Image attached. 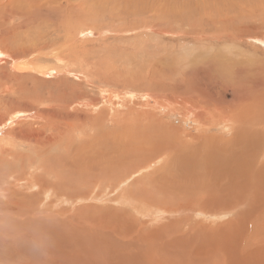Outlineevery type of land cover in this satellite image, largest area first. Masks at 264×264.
<instances>
[{"label":"rangeland","instance_id":"rangeland-1","mask_svg":"<svg viewBox=\"0 0 264 264\" xmlns=\"http://www.w3.org/2000/svg\"><path fill=\"white\" fill-rule=\"evenodd\" d=\"M263 22L264 0H0V136L28 121L37 129L41 122L32 116L42 111L65 131L47 154L57 156L62 176L69 169L86 187L74 195L66 188L78 198L45 209L39 225L45 233L58 226L60 237H53L60 252L40 242L33 261L264 264ZM16 60L50 75L16 71ZM6 83L14 89L4 91ZM23 93L33 99L26 106L18 98ZM35 96L43 101L34 105ZM66 99L75 105L60 108ZM21 144L8 159L24 163L33 153ZM152 191L174 207L189 197L192 206L150 218L143 203L121 199ZM233 196L246 201L235 215L226 205ZM221 202L227 212L219 215ZM30 210L28 231L41 209ZM9 213L0 209V219L7 215L4 231L28 235L15 233L9 220L17 219ZM18 245L5 264L24 259Z\"/></svg>","mask_w":264,"mask_h":264},{"label":"bare ground","instance_id":"bare-ground-1","mask_svg":"<svg viewBox=\"0 0 264 264\" xmlns=\"http://www.w3.org/2000/svg\"><path fill=\"white\" fill-rule=\"evenodd\" d=\"M249 1V0H248ZM242 3V2H241ZM244 4V2H243ZM231 5V4H230ZM233 5V4H232ZM243 6V5H242ZM241 6V7H242ZM239 7L241 9V13H242V8ZM254 7V6H253ZM252 7V8H253ZM233 8L235 9V7L233 6ZM232 8V9H233ZM248 8V7H247ZM252 8H249V11L252 10ZM230 9V8H229ZM232 9H230L232 11ZM233 9V10H234ZM244 9V8H243ZM254 9V8H253ZM239 10V9H237ZM236 10V15L235 14V18L237 16H239V12ZM93 12V11H92ZM238 12V13H237ZM244 12V11H243ZM234 13V12H233ZM240 13V14H241ZM248 14V12H247ZM244 15V14H242ZM242 15L241 16V19H242ZM253 15V14H252ZM251 15V16H252ZM247 19H249V16L247 17V15H245ZM204 19V18H203ZM232 19V18H231ZM240 19V18H239ZM244 19V17H243ZM251 20V19H250ZM191 22V21H190ZM199 23V22H197ZM261 23V22H260ZM264 23V22H263ZM189 25V24H188ZM191 25V24H190ZM119 26V25H118ZM197 26V25H196ZM212 25H210L211 27ZM191 27V26H190ZM233 27H236V26H233ZM236 29V28H235ZM192 31V30H191ZM196 31V30H195ZM203 31V30H202ZM189 35V34H188ZM1 51V50H0ZM231 52V51H230ZM2 53V52H1ZM6 55V54H4ZM58 57L62 58L61 55H58L56 54ZM55 55V56H56ZM220 56V55H219ZM222 58V57H221ZM247 58V57H246ZM82 59V58H81ZM258 59V58H257ZM0 60H1V57H0ZM21 61V60H20ZM259 61V60H258ZM81 62V61H80ZM84 63V62H83ZM32 65V64H31ZM30 64H28L27 62H17L14 61L12 63V68L16 71H19V72H24V71H28L30 73L32 72H38L39 75H41L42 77H47V75L50 73V69L48 68H38L36 69V67H33L31 66ZM83 65V64H82ZM206 68V67H205ZM204 68V69H205ZM208 69V68H207ZM210 69V68H209ZM211 70V69H210ZM223 70V69H222ZM226 70V69H225ZM214 71V70H213ZM53 72V71H52ZM89 72V71H88ZM217 72V71H216ZM69 73V72H68ZM92 73V72H91ZM206 73V72H204ZM208 75V73H206ZM210 74V73H209ZM50 75V74H49ZM193 75V74H192ZM195 75V74H194ZM249 76V75H248ZM196 77V76H195ZM194 77V79H195ZM247 77V76H245ZM252 78V77H251ZM81 79V78H80ZM193 79V78H192ZM197 79V78H196ZM195 79V80H196ZM209 79V78H207ZM211 79V78H210ZM250 79V78H249ZM85 80V79H84ZM198 80V79H197ZM63 81V80H62ZM102 81V80H101ZM108 81V80H107ZM200 81V80H198ZM242 81V80H241ZM198 83V82H197ZM208 83V82H207ZM212 83V82H211ZM31 84V83H30ZM63 84V83H62ZM262 84V83H261ZM264 84V83H263ZM17 85L19 87L20 90L23 89L22 87V84L21 83H17ZM76 85V84H75ZM199 85H203V84H199ZM205 85V83H204ZM213 85V83H212ZM3 89L4 91H9V90H13L14 88H10L9 84H5L3 85ZM63 86V85H62ZM190 86V85H189ZM184 87V86H183ZM192 87V86H191ZM203 87V86H202ZM122 88V87H121ZM187 88V87H186ZM190 88V87H189ZM205 88V87H204ZM207 88V87H206ZM69 89V88H67ZM185 89V88H184ZM240 89V88H239ZM28 90V89H27ZM26 90V91H27ZM209 91V90H208ZM211 91V90H210ZM37 92V91H36ZM193 92V91H192ZM203 92V91H202ZM237 92V91H236ZM259 92V91H258ZM264 92V91H263ZM4 93V92H2ZM63 93V92H62ZM81 93V92H80ZM253 93V92H252ZM31 94V93H29ZM29 94H26V93H23V94H19V97L18 98H21V100L24 101V106H26L28 103L32 102L30 98V95ZM48 94V93H47ZM254 94V93H253ZM189 95V94H188ZM54 96V95H53ZM195 96V95H194ZM263 96V94H262ZM156 97V96H155ZM50 100V101H53L52 99L50 98H47V100ZM78 99V98H77ZM262 99V98H260ZM185 100V99H184ZM195 100V99H194ZM43 101V98L40 100L37 96H35L34 98V105L36 103H41ZM259 101V100H258ZM69 102H72L69 104ZM205 102V101H204ZM212 102V101H211ZM261 102V101H260ZM56 103V102H54ZM173 103V102H172ZM192 103V102H191ZM214 103V102H213ZM44 104V103H43ZM58 104V103H57ZM185 104V103H184ZM204 104V103H203ZM206 104V103H205ZM41 105V104H40ZM39 105V106H40ZM45 105V104H44ZM67 105H69V107H73V105H75V102L72 101V99H66L65 101L63 100V102L59 103L58 106H60V108H65ZM85 105V104H84ZM88 105V104H86ZM202 105V104H201ZM228 105V104H227ZM218 106V105H217ZM223 106V105H221ZM210 107V106H209ZM209 107H207V109L209 110ZM215 107V106H214ZM228 107V106H227ZM231 107V106H230ZM204 108V107H202ZM217 108V107H215ZM213 109V108H211ZM221 109V108H219ZM229 109V108H228ZM200 110V109H199ZM218 110V108H217ZM36 111V110H35ZM38 111V109H37ZM40 111V110H39ZM228 111V110H227ZM42 112V111H41ZM40 112V113H41ZM264 113V111H262ZM20 112H15V114H13L14 116L19 114ZM39 112L36 113V114H33L32 117H34L33 119L34 120H31L32 122L33 121H39L41 122L40 125L37 126V129H35L34 127L31 128L29 125V121L28 122H24V126L23 127H19L18 130H14V131H10L6 134H2V136H0V209L2 210H5V213L8 215V213L10 212L14 217V219H17V221H14L13 224H10V222L12 221L11 219L9 220V226L11 225L15 230H17L15 233L17 232H20L21 230L23 231H28V229L26 227H24V225H27V224H24V222H29V219L30 218H27L25 219L24 217L26 216V211H31L30 209H41L39 211V214L38 212H33L37 215V218L38 220L34 221V222H31L30 221V226L29 227V231H28V235L27 234H24L23 236H19L20 234L17 233V236H13L12 233H10L11 231L9 229L10 232H7V231H4L3 227H4V224L7 220V215H3V217H1L0 219V225L3 224V226H0V264H5V262L8 260L7 257H8V253L10 251V249L13 247L15 248L14 244L15 245H18V243L20 245V247L18 248H22L24 249V253H26V256L24 257V259H19L17 263L15 264H40V261H33L32 260V255H30V253H32L34 251V246L36 244H42V242H51V244L49 245V249L48 251H52L54 253H56L58 255V253L60 252L59 248L56 249V244L58 242V240L53 237V235L55 237H60L59 236V230L57 231V228L58 226L57 225H53L52 226V231H49L47 233H45V230L44 228L41 230V227L39 224H40V220L43 218V214L45 211V209H61V204H60V201H62V199H67V202H71L69 201L68 197H74V196H71L73 194V192H77L80 190L81 187L84 188V191L86 189V187L84 186V182H79L81 186H78L75 182H77L76 180H73L70 176L72 175V171H70L69 169L66 171V173L62 176L60 171H61V168L58 169L60 167V165H56V159H54L55 155H52L50 157V153L47 154L48 152V148L49 147H53L54 145H60L61 144V137H64L65 135V131H63L62 129L57 128V126H55V121L49 117L47 114H40ZM201 113V112H200ZM205 113V112H204ZM190 114V112L188 113V115ZM210 114H212L210 112ZM187 115V114H186ZM207 115H208V111H207ZM206 115V116H207ZM262 115V114H261ZM20 116V115H19ZM191 116V115H190ZM221 116V115H220ZM31 117V116H30ZM199 117H203V116H199ZM264 118V117H263ZM10 119V118H9ZM17 119V118H16ZM15 119V120H16ZM14 120V119H13ZM18 120V119H17ZM37 121V122H38ZM215 121V120H214ZM253 123V122H252ZM33 124V123H32ZM28 125V126H27ZM264 125V124H263ZM31 126H34L31 125ZM253 126V125H252ZM262 126V125H261ZM255 127V126H254ZM263 127V126H262ZM161 131V130H160ZM5 132V131H4ZM159 132V131H158ZM163 132V131H162ZM167 132V131H166ZM187 132V131H186ZM68 133V136L71 134L69 131L67 132ZM168 133V132H167ZM152 136V135H151ZM258 136V135H256ZM161 137V136H160ZM174 137V136H173ZM177 138V137H176ZM192 139V138H191ZM194 140V139H192ZM170 141V140H169ZM233 141V140H232ZM253 141V140H252ZM259 142V141H258ZM15 143H24L26 145H28L30 147L31 150H33V153L30 154V155H26V158L24 160H26L24 163H20V162H15V161H11L10 159H8L9 155L14 151V146H15ZM155 143V142H154ZM153 143V144H154ZM253 143V142H252ZM21 144V145H22ZM152 144V145H153ZM222 144V143H221ZM250 144V143H249ZM259 144V143H258ZM230 145V144H229ZM160 146V145H159ZM195 146V145H194ZM234 146V145H233ZM232 146V147H233ZM65 147V148H64ZM152 147V146H151ZM150 147V148H151ZM158 147V146H157ZM221 147V146H219ZM17 148V147H16ZM55 148V147H54ZM63 150L67 149V146L63 145ZM143 148V147H142ZM180 148V147H179ZM222 148V147H221ZM220 148V149H221ZM257 148V147H256ZM233 149V148H232ZM236 149V148H234ZM58 150V149H57ZM171 150V149H170ZM224 148L221 149V151H218V156L220 157L221 155L224 154L223 152ZM237 150V149H236ZM255 150V149H254ZM61 151V150H60ZM148 151V150H147ZM173 151V150H172ZM11 152V153H10ZM55 152V151H54ZM142 152V151H141ZM210 153V151H209ZM257 153V152H256ZM263 153V152H262ZM18 154V153H17ZM177 154V153H176ZM175 154V155H176ZM204 154V152H203ZM221 154V155H220ZM174 155V156H175ZM179 155V154H178ZM17 155H15V158H16ZM18 157V156H17ZM223 157V156H222ZM62 159V158H61ZM210 160H212V158H208ZM50 160H52L53 162H50ZM59 160V159H58ZM200 160V159H199ZM21 161V160H19ZM200 162V161H199ZM20 163V164H19ZM174 163V162H173ZM250 163V162H249ZM231 164V163H230ZM21 166V168H17V166ZM138 165V164H137ZM229 165V164H227ZM242 165V164H241ZM208 166V165H207ZM223 167V166H222ZM230 168V167H229ZM197 169H199V167H197ZM245 169V168H244ZM63 170V169H62ZM65 170V169H64ZM223 170V169H222ZM221 170V171H222ZM227 170V169H226ZM225 170V171H226ZM229 170V169H228ZM203 171V170H202ZM208 171V170H207ZM247 171V170H246ZM233 172V171H232ZM250 172V171H249ZM79 173V172H78ZM200 173V171H199ZM220 173V172H219ZM198 174V173H197ZM212 174V172H211ZM222 174V173H221ZM226 174V173H225ZM202 175V174H201ZM217 175V173H216ZM263 175V174H262ZM82 176V175H81ZM80 176V177H81ZM84 176V175H83ZM191 176V175H190ZM76 177V176H75ZM85 177V176H84ZM213 177V176H212ZM226 177V176H225ZM229 177V176H228ZM228 177H226L228 179ZM242 177V176H241ZM77 178V177H76ZM214 178V177H213ZM218 178V177H217ZM215 178V179H217ZM236 178V177H234ZM240 178V177H239ZM54 179V180H53ZM75 179V178H74ZM176 179V178H175ZM196 179V178H195ZM145 180V179H144ZM221 180V179H220ZM225 180V179H224ZM223 180V181H224ZM254 180V179H253ZM87 181V180H86ZM88 181H89V178H88ZM227 181V180H226ZM233 181V180H232ZM89 183V182H88ZM244 183V182H243ZM19 186H17V185ZM87 184V183H86ZM231 184V183H230ZM229 184V185H230ZM208 185V184H207ZM234 185V184H233ZM152 186H153V183H152ZM235 186V185H234ZM249 186V185H248ZM160 187V185H159ZM185 187V186H184ZM212 187V186H211ZM237 187V186H236ZM68 188V192H71L72 194L69 195V193L65 192V189ZM88 190H90L89 187H87ZM213 188V187H212ZM142 190V188H141ZM140 190V191H141ZM153 190V189H152ZM221 190V189H220ZM63 191L65 192V196L63 194H60V192ZM143 191V190H142ZM217 191V190H216ZM52 192V195L54 198L56 197H59V199H54L52 198V201L55 203L54 204H51V202H48V199L50 200V198H47L49 197L48 196V193L51 194ZM133 192V191H132ZM131 192V193H132ZM153 192V191H152ZM152 192H148V193H143L141 192L139 196L135 195H129L127 194V198L131 199L132 201H130L129 199H125L126 197H121L124 198L125 201H128V202H133V201H136L137 203L139 204H144V208H145V215L147 216H150V218H156L157 216L159 217V213H162V214H166L167 212H171L173 213V211L175 210H172V209H190L191 206H192V202H191V199L188 197V202H185V203H177L178 205L176 207H174L175 205H173L174 203H172L171 200L161 196L160 194L158 193H152ZM193 192V191H192ZM191 192V193H192ZM198 192V191H197ZM220 192V191H219ZM202 193V192H201ZM209 193V192H208ZM79 194V193H78ZM84 194V193H83ZM90 194V193H89ZM122 194V193H121ZM134 194V193H133ZM227 194V193H226ZM52 195L50 197H52ZM74 195V194H73ZM123 195V194H122ZM126 195V194H125ZM160 195V196H159ZM189 195V193H188ZM206 195V194H205ZM231 195V194H230ZM234 195V194H233ZM64 196V197H63ZM105 196V195H104ZM152 196V197H151ZM196 196V195H194ZM198 196V195H197ZM213 196V195H211ZM63 197V198H62ZM77 197V196H75ZM74 197V199H75ZM83 197V195L81 196ZM157 197V198H156ZM226 197V196H225ZM236 196H233L229 199H231V203L229 204H226L228 208H231L229 209V211L231 210V212L235 214H237V207H239L241 204H246V201H242L240 198H234ZM264 197V196H263ZM262 197V198H263ZM78 198V197H77ZM228 198V197H227ZM234 198V199H233ZM248 198V197H247ZM255 198V197H254ZM47 199V201H46ZM80 199V198H79ZM182 199V198H181ZM196 199V198H195ZM233 199V200H232ZM121 201V200H119ZM123 201V200H122ZM223 202V201H222ZM222 202L221 204L218 206H216V208H218V210L216 211V213L219 215L223 212H227L225 211V208L226 206L222 205ZM230 202V201H229ZM157 203H160V205L157 206ZM163 203V204H162ZM161 204L163 206H161ZM169 204V205H167ZM249 206V204H248ZM247 206V207H248ZM261 206V205H260ZM141 207V206H139ZM196 207V206H195ZM223 207V208H222ZM225 207V208H224ZM143 207L140 208L141 210L144 209ZM152 209V212H150V209ZM222 208V209H221ZM249 208V207H248ZM247 208V209H248ZM29 209V210H28ZM166 209V213L163 212V210ZM254 209V207H253ZM264 209V207H263ZM9 212H8V211ZM228 210V209H227ZM38 211V210H37ZM200 211V210H199ZM214 211V210H213ZM14 212V213H12ZM33 212H31L33 214ZM230 212V213H231ZM9 213V214H10ZM143 213V214H144ZM206 213V212H205ZM210 213V212H208ZM261 213V212H260ZM30 214V212H29ZM161 214V215H162ZM28 215V214H27ZM51 215V214H50ZM56 215V214H55ZM35 217V216H34ZM55 217V216H54ZM248 217V216H247ZM256 219L257 217L254 216ZM12 218V219H13ZM20 218V219H18ZM250 218V217H249ZM260 218V217H258ZM234 219V217H233ZM231 219V220H233ZM261 219V222H263V225H261V227L264 228V213H263V216ZM259 219V220H260ZM42 221V220H41ZM256 221V220H255ZM258 221V219H257ZM254 222V221H253ZM252 222V223H253ZM42 223V222H41ZM251 223V222H250ZM256 223V222H255ZM46 224V223H45ZM51 224V222H50ZM60 225V224H59ZM8 226V228H9ZM57 227V228H56ZM202 227V226H201ZM56 228V230H54ZM209 228V227H208ZM252 228V227H251ZM254 228V226H253ZM259 228V227H258ZM263 228L261 229V234H262V230ZM250 229V228H249ZM259 229V230H260ZM216 230V229H215ZM252 230V229H251ZM255 230V229H254ZM25 231V232H26ZM137 231V230H136ZM27 233V232H26ZM257 233V232H256ZM263 233H264V230H263ZM58 234V236H57ZM131 236V235H130ZM158 236V235H157ZM264 236V235H263ZM16 238H18L16 240ZM44 238H47L48 240H44ZM154 238V237H153ZM122 239H125V238H122ZM129 239V238H128ZM132 239V238H131ZM133 240V239H132ZM137 240V239H136ZM18 243H17V242ZM129 241V240H128ZM15 242V243H14ZM134 242V241H133ZM124 243V242H123ZM137 242H135L136 244ZM125 244V243H124ZM126 244L131 245V243L129 244L128 242H126ZM125 244V245H126ZM257 244V243H256ZM119 245V244H118ZM158 245V244H157ZM124 246V245H123ZM136 247V245H135ZM152 247L154 248V246L152 245ZM156 247V246H155ZM167 247V246H166ZM131 248V247H130ZM142 248V247H141ZM16 250V248H15ZM85 250V249H84ZM17 251V250H16ZM140 251V249H139ZM142 251V249H141ZM20 252H18L19 254ZM27 253L29 255H27ZM46 253V251H45ZM17 254V253H16ZM47 254V253H46ZM85 254H88V253H85ZM14 255V254H13ZM49 255V254H48ZM129 255V254H128ZM127 255V256H128ZM121 256V255H120ZM126 256V257H127ZM16 257V256H15ZM20 257V256H19ZM22 257V256H21ZM31 257V258H30ZM56 257V256H55ZM118 258V256H117ZM131 258V257H130ZM49 260H52L48 258ZM149 258H146V260H148ZM48 260V262H50ZM83 260V259H81ZM128 260V259H127ZM150 261H152L150 259ZM154 261V260H153ZM152 261V262H153ZM132 261H130L131 263ZM13 263V262H12ZM151 263V262H150ZM47 264V263H46ZM57 264V263H55ZM128 264V263H127ZM155 264V263H153Z\"/></svg>","mask_w":264,"mask_h":264}]
</instances>
